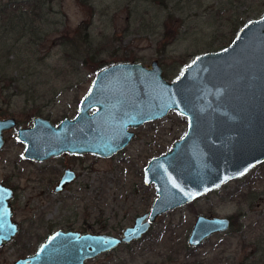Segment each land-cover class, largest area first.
Returning <instances> with one entry per match:
<instances>
[{
    "label": "rangeland",
    "instance_id": "374dc122",
    "mask_svg": "<svg viewBox=\"0 0 264 264\" xmlns=\"http://www.w3.org/2000/svg\"><path fill=\"white\" fill-rule=\"evenodd\" d=\"M38 1L32 9L26 0H0V117L12 116L19 126H30L34 116L55 124L73 116L95 72L112 63L150 67L157 60L172 81L196 55L223 49L239 28L264 14V0ZM186 129V118L174 110L142 124L124 149L108 158H89L93 171L87 189L73 184L59 197L51 195L52 200L34 197L43 167L25 160L16 130L10 129L0 155V176L20 173L15 181L24 188L16 205L25 223L15 241L0 248V263L33 249L27 248L29 233H39L44 225L35 209L46 204L54 217L70 223L58 222L57 227L120 235L136 216L149 211L156 197L154 186L143 181L147 161L169 149ZM55 165L51 161L46 167ZM198 215L228 217L231 227L198 247L188 246L186 238ZM85 264H264V161L159 215L140 239Z\"/></svg>",
    "mask_w": 264,
    "mask_h": 264
},
{
    "label": "water",
    "instance_id": "95a60500",
    "mask_svg": "<svg viewBox=\"0 0 264 264\" xmlns=\"http://www.w3.org/2000/svg\"><path fill=\"white\" fill-rule=\"evenodd\" d=\"M172 110L186 118L187 129L143 168L144 183L152 184L156 193L149 211L136 216L118 236L57 232L33 254L9 264H84L140 239L159 215L246 175L262 163L264 14L239 28L223 49L196 55L172 81L164 77L157 60L150 67L141 62H116L96 71L73 118L55 124L34 116L26 127L17 126L14 117L0 118V151L3 132L15 128L27 158L41 160L63 152H91L108 158L129 145L134 129ZM66 177L60 187L70 179ZM11 195L0 191V247L18 231L12 219ZM229 228L227 217L198 215L186 243L198 247L213 233Z\"/></svg>",
    "mask_w": 264,
    "mask_h": 264
},
{
    "label": "flooded vegetation",
    "instance_id": "af4514ba",
    "mask_svg": "<svg viewBox=\"0 0 264 264\" xmlns=\"http://www.w3.org/2000/svg\"><path fill=\"white\" fill-rule=\"evenodd\" d=\"M147 67H149V66H147ZM79 102H80V100H79ZM79 102H78V105H77V112L71 117L66 116V117H63L62 119L75 117V115L78 113ZM91 111H93V110H91ZM9 117H12V116H9ZM0 118H2V117H0ZM3 118H8V117H3ZM16 123H17V126H19L17 121H16ZM20 127H26V126H20ZM136 129H134L135 136H136ZM9 130H6V131L3 132L4 145H3V147H2V149L0 151V155H1V152H2V150L4 149V147H5L6 143H7V137H6L5 133L8 132ZM15 136H16L15 138H16L17 144L20 145L22 151L24 152L25 144L23 142H21L17 138V133L16 132H15ZM135 136H134V138H135ZM22 156H23V153H22ZM94 156H95V154H93L91 152L90 153H69V152H63V153H61L59 155L50 156L48 158L41 159V160L34 159V158H27V157L23 156L25 158V160H27L28 162L40 163L42 165V167H43L42 168V174H44V175L40 179V182H41L42 185H41V187H39L40 185L38 183L37 185L33 186V189H36L37 187H39V189H37L38 191H36L34 197H42V198H45L47 200H52L50 198L51 195L55 196V197L56 196L59 197L60 194H62L66 190H68L69 187H71V185H73V184H77L78 187H81L83 189L84 188L87 189L88 186H89V180H91V178H92L91 172L93 171V168L88 163V160H89V158L93 159ZM51 161H56V165H55V167H51V168L48 169L46 167V164L48 162H51ZM56 166H58V167H56ZM65 174L67 176L66 178H70V179H65L66 181L63 184H61V187H60V181L62 180L63 177H65ZM16 179L20 180V173H18L16 171H12L10 173L3 174V176L2 175L0 176V184H1L0 191H10V193L12 194L11 197H10V200H9L11 208H12V212H13L12 213V219L14 221H16L17 224H18V231H17L16 235L14 236V238L11 239L9 242H7L5 245H2L0 248H4L7 245L12 244L15 241V237L21 232L23 224L25 223V219H21V218L18 217V211H17L18 205H16V203L19 200L20 195L23 192V188L24 187H22L20 181L16 182L15 181ZM35 181L36 182L39 181V178L35 179ZM214 190H216V189H214ZM211 191H213V190H211ZM35 211H37V213H35V214L39 215V218H37V220L40 219V221L38 220V222L41 225H43V224L44 225L41 228L39 233H37V234L35 232H30L29 233V235H31L32 237L28 236L29 238H27V241H28L27 248H29V250L31 248H33V249L30 250V252H28L27 254H25L23 256H20V257H17L15 260L33 254L40 247L41 244L46 243L48 241L49 237L51 235L57 233V232L66 233V232L78 231L81 234H85V233H90V234L105 233V232H100V231L99 232H94V231H89V230H79V229H77L75 227H72L71 225H62V226H58L57 227V223L58 222L68 223V221H64V219L54 217L53 216L54 211L51 210V206L48 205V204H46L42 208V210H36L35 209ZM210 216H216V215H210ZM30 218L29 219H30L31 223L32 222L36 223V221H37L36 218H35V221H33L34 218H32V217H30ZM228 219L230 220V218H228ZM68 224H70V223H68ZM230 227H231V220H230ZM215 233H218V232H215ZM15 260H13V261H15ZM13 261H11L9 263H12ZM85 262H84V264H85ZM9 263H4V264H9Z\"/></svg>",
    "mask_w": 264,
    "mask_h": 264
},
{
    "label": "trees",
    "instance_id": "16d2710c",
    "mask_svg": "<svg viewBox=\"0 0 264 264\" xmlns=\"http://www.w3.org/2000/svg\"><path fill=\"white\" fill-rule=\"evenodd\" d=\"M40 2L38 0H35L33 3H31V2H29V0H26V3H31L33 5L32 9H34L37 5H40ZM4 10H5V8H4ZM124 245H129V244H124Z\"/></svg>",
    "mask_w": 264,
    "mask_h": 264
}]
</instances>
